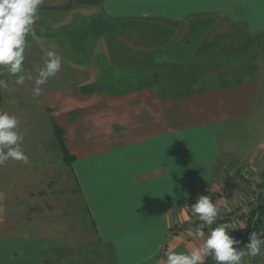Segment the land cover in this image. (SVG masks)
<instances>
[{"label": "crops", "instance_id": "obj_1", "mask_svg": "<svg viewBox=\"0 0 264 264\" xmlns=\"http://www.w3.org/2000/svg\"><path fill=\"white\" fill-rule=\"evenodd\" d=\"M196 15L213 20H186ZM126 16L178 21L160 26L169 29L172 41L184 40L196 24L204 32L193 38V53L177 57L191 60L192 66L172 69L162 63L143 69L135 53L129 69L131 64L122 62L123 49L136 38L130 40L119 25L114 38L123 53L117 52L120 64L114 75L176 79L162 87L136 86L134 80L130 90L101 92L109 100L102 104V115L87 124L79 115L69 119L79 108L65 102L70 96H62L52 118L65 129L76 158L66 165L58 141L48 149L43 142L38 150L21 143L28 162L10 159L21 163L10 171L17 177L8 185L0 183V264H165L166 249L188 252L202 243L197 227L188 225L198 218L191 204L199 195H210L220 216L232 215L241 200L264 191V0H43L32 26L39 55L31 58L46 59L53 51L61 65L83 60L81 55L92 51L79 44L108 39L111 24ZM81 23L103 31L96 39L93 33L82 38ZM61 35L68 36L64 44ZM165 54L174 59L176 53L168 45ZM244 121L255 143L236 152L222 136L231 123L237 128ZM53 148L58 163L50 158L34 164L31 152L50 154ZM21 191L34 199L56 192L62 197H50L45 208L21 199ZM228 223L234 226L231 218ZM261 253L245 255L241 264H264V247Z\"/></svg>", "mask_w": 264, "mask_h": 264}, {"label": "rangeland", "instance_id": "obj_2", "mask_svg": "<svg viewBox=\"0 0 264 264\" xmlns=\"http://www.w3.org/2000/svg\"><path fill=\"white\" fill-rule=\"evenodd\" d=\"M103 37V36H102ZM62 38V39H61ZM68 36L61 35L59 40H62V44L66 43ZM118 38V37H117ZM96 39V37L94 38ZM100 42H95V45H91L90 43L88 47H84L83 43L79 44V47L83 50L84 48H89L92 53L89 56H84L83 60H68L63 61V65L59 72L56 75L48 78L46 84L41 86V95L38 97H33V88L34 82L37 78L38 72L37 69L44 66L45 59L41 55L38 56L40 59L31 58L33 56H37V51H39L36 45L32 43L34 38L26 39V55L25 60L23 62L24 72L22 73L25 76V81L23 85H19L16 83V76L10 75L6 68L0 69V79H3L7 82L6 89H0V111H6L10 115H15L18 118V127L17 130L22 134L23 140L22 144L30 147L31 149L38 150L42 149L43 142L47 143V149L51 148L50 144L54 146V143L57 141L55 138V134L53 131V118L52 111L56 108V103H59L62 96H70V98L66 99L65 102L69 103L70 107L79 108L80 110L79 118L83 120L84 124H87V121L90 120V117L96 119L98 116L102 115V104L106 103L109 100V96L105 95V93H92L86 96H78L79 92L77 88L80 85L87 84L91 81L96 80L97 75L100 73L99 70V55L107 56L109 59L111 57L110 46L108 49V39L103 37ZM89 42V41H88ZM91 42V40H90ZM38 46V45H37ZM64 50H69L67 44L62 46ZM107 48V50H106ZM81 50V51H82ZM80 51V52H81ZM25 54V53H24ZM117 56L119 55L116 54ZM42 57V59H41ZM96 58V59H95ZM109 66H105L108 68ZM116 72L118 71L117 67H115ZM31 75V79L27 77ZM131 80L134 82L133 78ZM99 106L97 110L96 107ZM51 110H49V109ZM98 113V114H97ZM71 120L72 117H69ZM74 119V118H73ZM55 120V119H54ZM58 122L57 120H55ZM253 123L254 119L252 120ZM59 124V123H58ZM83 124V125H84ZM60 125V124H59ZM61 126V125H60ZM246 122H240L237 124V128L233 126L231 123V129H226L224 135L222 136L224 144H232V147H237L236 152H241L243 149L247 147H251L255 143V139L252 136V132L250 128L246 131ZM62 127V126H61ZM65 130V129H64ZM66 136V132H65ZM37 138V139H36ZM30 139V140H29ZM40 139V140H39ZM46 141H44V140ZM50 140V141H49ZM50 142V143H49ZM20 145L22 148L23 145ZM60 150V146L58 145ZM26 149V147H24ZM54 152H50L45 154V151L42 153L39 152H31V159L34 164H37L39 160H49L50 158L55 159L56 163L59 162L58 157H56V148H53ZM52 149V150H53ZM51 150V151H52ZM10 159L5 162L3 166H0V183L8 185L9 179L14 176L17 177V173L11 174L18 167H20L21 163H13L10 162ZM31 164V165H34ZM58 166V165H57ZM5 168V172H4ZM58 169V168H57ZM11 171V172H10ZM3 177V178H2ZM59 177L55 178V181L58 183ZM56 190V188H55ZM20 197L23 200H28L29 204L32 200L37 204V206H44V202L48 201L50 197H55V199H61L59 192L53 194L47 193L46 196H42L40 198H32L29 194L22 195V191L19 193ZM262 191L256 196L252 197L247 202H244V206L247 208L248 213L239 212L237 217L233 220L230 217V214H225V217L218 216V219L212 227H215L216 224L219 223H228V220L231 218L234 226H239L246 224L248 219L251 216V211L260 204L262 200ZM264 199V198H263ZM31 201V202H30ZM49 205L52 207L51 212L54 213L55 201H50ZM46 208V206H44ZM236 208H241V203L237 204ZM46 211V210H45ZM49 214V211H46ZM198 223V221L196 222ZM233 227V226H232ZM205 228L208 229L206 226ZM97 247V246H96ZM96 249V248H94ZM106 262L105 260H103ZM108 261V260H107Z\"/></svg>", "mask_w": 264, "mask_h": 264}, {"label": "clouds", "instance_id": "obj_3", "mask_svg": "<svg viewBox=\"0 0 264 264\" xmlns=\"http://www.w3.org/2000/svg\"><path fill=\"white\" fill-rule=\"evenodd\" d=\"M43 0H0V68H6L10 75L16 76V83L23 85L25 76L23 62L25 60L26 38L35 37L33 25L38 16L39 6ZM44 66L37 69L34 82L33 97L41 95V86L48 78L56 75L61 69V58L53 51L46 54ZM31 79V75L27 77ZM7 82L0 79V89H6ZM18 118L6 111H0V166L9 159L28 162L27 155L21 150L22 134L17 130ZM191 212L197 216L209 231L197 228L195 235L202 239L199 247L188 252H177L168 248L164 252L165 264H206L211 257L216 264H241L245 255L256 257L264 247V233L252 231L242 249L236 245L241 241L230 235L235 229L227 223L216 224L219 213L210 195L201 194L191 204Z\"/></svg>", "mask_w": 264, "mask_h": 264}, {"label": "trees", "instance_id": "obj_4", "mask_svg": "<svg viewBox=\"0 0 264 264\" xmlns=\"http://www.w3.org/2000/svg\"><path fill=\"white\" fill-rule=\"evenodd\" d=\"M186 20L194 23V22H201L202 24H206L208 21H212L213 18L210 16H204V15H196V16H189L186 18ZM161 23H171L173 25H177L178 21H173L172 19H169L167 17H154V18H148V17H134V16H126L125 18H120L116 20V23L111 24V28L109 30L108 39L110 44V54L111 57L108 59L107 57H104L99 55V66L101 68V74L97 76L96 80L91 81L87 84L80 85L78 87L79 91L83 95H89L94 92H103L108 91L112 94H119L121 91L124 90H130L131 87H133V81L131 80L132 77L126 76L119 78L118 76L114 75L113 68L118 67L120 64L119 57H117V52L120 49L121 53L124 51L125 59L126 61L122 62H128L131 65L128 66L129 69H133L136 59L135 53H140L139 60L137 61L138 67L143 69H149L154 65L160 66L163 63V66H166L164 64L170 63V67L172 69L179 68L183 65L192 66L191 60L189 62H183L181 60H178L177 57L185 56L186 54H192L193 51L190 49L191 44H193L192 40L198 39V34L200 37V34L204 31L198 27H196V24L191 25V27L188 29V33L185 34L184 40H174L172 41V34L169 31L167 27H160ZM81 26H83L84 29L79 30V36L82 38L86 37L87 33H93V35L96 37L100 36L102 33V28H99L96 24L94 25L93 29H85L88 26V23H81ZM118 25V26H117ZM119 25L126 27V32L128 34V37L130 40H133L136 38V41L133 40L131 44L127 45L123 51L122 48H119V45L116 44L115 36L116 33L119 31ZM98 28H97V27ZM106 27V26H104ZM103 27V28H104ZM171 37V38H170ZM177 37V36H176ZM197 38V39H193ZM173 43H176L175 45ZM170 45L173 47V51L176 53L174 59H170L166 54L165 50L166 47ZM181 48V49H179ZM26 53V51H25ZM153 57V59H152ZM195 64L196 61H195ZM112 70L107 71L105 70V66H109ZM132 67V68H131ZM171 79L172 81H175L176 78H171L165 75H140L133 78L136 82V86H158L162 87L163 83L165 81H168ZM49 109V108H48ZM50 110V109H49ZM51 111V110H50ZM80 113V110H75L74 112L70 113V116L72 118L78 116ZM53 121V131L56 136V139L60 145L63 160L64 163L68 166H70L73 162V160L76 158L73 153L69 150L67 144H66V136H65V130L63 127H61L54 119ZM230 229L229 233L236 239L241 241V244L236 245L237 248L242 249L244 245L247 243L249 234L252 231H256L257 233H264V200L260 202L252 211L251 216L248 219L246 224L239 225V226H233ZM204 229V228H203ZM214 260L209 257L206 260V264H210Z\"/></svg>", "mask_w": 264, "mask_h": 264}, {"label": "built area", "instance_id": "obj_5", "mask_svg": "<svg viewBox=\"0 0 264 264\" xmlns=\"http://www.w3.org/2000/svg\"><path fill=\"white\" fill-rule=\"evenodd\" d=\"M262 197L264 198V191H262ZM263 198H261L262 200H264ZM244 202H247L246 200H241L240 202H239V204L241 203V208L240 209H238V208H235V209H233V214L231 215L230 214V217L234 220L235 219V217H237V214L239 213V212H245V213H248V211H247V208L244 206ZM221 217H225V214H221ZM198 221V223H196ZM188 225H190L191 227H197V228H205L206 226L203 224V222L202 221H200L199 220V218H197L194 222L192 221V222H190V223H188ZM261 255L263 256V253H261Z\"/></svg>", "mask_w": 264, "mask_h": 264}]
</instances>
